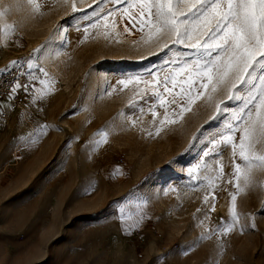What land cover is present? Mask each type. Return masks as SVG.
Returning a JSON list of instances; mask_svg holds the SVG:
<instances>
[{
    "label": "rangeland",
    "instance_id": "obj_1",
    "mask_svg": "<svg viewBox=\"0 0 264 264\" xmlns=\"http://www.w3.org/2000/svg\"><path fill=\"white\" fill-rule=\"evenodd\" d=\"M35 3L38 10L27 0H0V27L15 25L14 33L0 34V70L26 58L50 78L47 86L37 80L39 89H52L38 93L27 111L0 104V264H264V169L254 170L253 186L245 189L233 175L242 161L231 145L201 159L230 119H212L216 100L227 101L225 93L212 103L197 100L157 136L165 108H179L167 103V93L160 106L152 92L163 88L155 81L144 99L143 82L125 87L119 81L137 75L150 81L149 70L162 78L171 68L163 61L173 53L146 43L147 29L133 27L128 17L104 21L126 2ZM32 71L45 78L38 68ZM100 131L109 135L97 147ZM195 165L201 166L193 173L199 183L188 173ZM232 194L239 221L224 232L232 223ZM145 200L146 207L138 208ZM121 205L133 219L141 211L145 217L128 232Z\"/></svg>",
    "mask_w": 264,
    "mask_h": 264
},
{
    "label": "snow or ice",
    "instance_id": "obj_2",
    "mask_svg": "<svg viewBox=\"0 0 264 264\" xmlns=\"http://www.w3.org/2000/svg\"><path fill=\"white\" fill-rule=\"evenodd\" d=\"M27 2L34 6V10L40 7L35 0ZM99 2L100 0H94V3ZM115 2H126L127 7L119 12L109 11L108 15L103 17L105 22L109 17L117 15L122 18L128 17L133 27L139 25L141 32L147 29L146 43L158 42L160 52L173 53L169 59L163 61V65H171V68L162 78H158L160 72L149 70L147 75L151 77L150 81L144 80L140 75L119 81L125 87L129 83L143 82L145 89L141 99L148 94L147 85L155 81L157 87L163 88V92L155 90L152 92L153 96L159 98L160 106L164 107V93H167L171 97L167 103L179 108V111L174 110L172 113L165 108L155 135L158 136L165 125L174 124L178 119H182L184 113L190 111L191 105L197 100L207 99L212 103L216 95L223 91L227 101L216 100V115L212 119H217L222 114L230 116V119L226 121L224 132L219 134V139L209 142L210 147L203 152L201 159L203 161L209 156L220 155L219 146L231 145L233 156H238L242 161V164H235L233 173L235 179L237 181L243 179L245 189L253 186L254 170L264 169V0H115ZM72 8L73 12L77 10L75 3ZM93 15H96L95 11ZM4 17L5 12L0 11V20ZM116 25L117 21L113 19L111 28L114 30ZM104 26L109 27L107 23ZM14 31V24L4 23L0 27L2 35H9ZM85 31L87 32V29ZM123 31L128 32L130 29L125 27ZM104 37L110 38V32L106 31ZM177 46H183L188 51L181 53ZM155 54L159 55V52ZM16 63L18 62L14 61L12 66L14 67ZM163 65L160 71H164ZM28 68L31 81L38 80L42 86L49 84L50 78L44 68L34 65L31 60L28 62ZM34 68H38V72L45 78L41 79L32 71ZM21 87L29 91L31 86L17 83L12 92L15 93ZM175 89L179 90L174 91ZM36 91L46 95L52 89L48 87L45 90L42 87ZM229 101H235L237 106L230 109ZM154 109L155 105L151 110L155 120L159 113ZM236 133H239L238 143ZM147 134L153 135L151 131ZM97 135L100 136V140L95 142L97 147L107 142L108 132L100 131ZM200 167L195 165L188 169L189 175L198 183L200 178L193 173ZM203 167L208 166L204 164ZM222 173L221 167L216 178L219 179ZM209 184H212L211 179ZM236 188L238 192L244 190L239 183L236 184ZM204 199L207 202L208 196ZM236 200L237 195L232 194V223L223 229L224 232H230L239 221V215L235 211ZM146 204V200L141 201L137 207L142 209ZM119 212L120 220L125 224V232L138 226L145 218L141 211L138 217L133 219V214L126 213L124 205L120 206ZM129 220H133V223L128 224ZM251 227L255 228L254 222ZM244 231L245 229L241 227V232Z\"/></svg>",
    "mask_w": 264,
    "mask_h": 264
},
{
    "label": "built area",
    "instance_id": "obj_3",
    "mask_svg": "<svg viewBox=\"0 0 264 264\" xmlns=\"http://www.w3.org/2000/svg\"><path fill=\"white\" fill-rule=\"evenodd\" d=\"M16 65L12 64L3 70H0V104L6 105L8 110L19 109L27 111L29 106L35 101L39 89L38 81L29 79L28 60L19 58L15 60ZM19 83L20 85H30L29 91H25L23 87L12 92L13 87Z\"/></svg>",
    "mask_w": 264,
    "mask_h": 264
}]
</instances>
